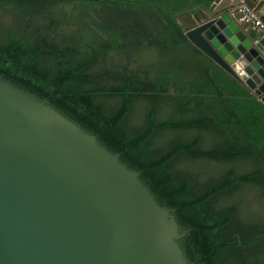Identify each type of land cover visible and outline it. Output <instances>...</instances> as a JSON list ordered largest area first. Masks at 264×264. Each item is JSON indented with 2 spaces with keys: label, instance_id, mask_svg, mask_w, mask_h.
<instances>
[{
  "label": "trees",
  "instance_id": "16d2710c",
  "mask_svg": "<svg viewBox=\"0 0 264 264\" xmlns=\"http://www.w3.org/2000/svg\"><path fill=\"white\" fill-rule=\"evenodd\" d=\"M219 0H0V80L174 218L187 264H264V104L185 33Z\"/></svg>",
  "mask_w": 264,
  "mask_h": 264
},
{
  "label": "water",
  "instance_id": "95a60500",
  "mask_svg": "<svg viewBox=\"0 0 264 264\" xmlns=\"http://www.w3.org/2000/svg\"><path fill=\"white\" fill-rule=\"evenodd\" d=\"M256 1L219 0L185 36L264 104V32L230 13ZM184 235L117 155L0 80V264H187Z\"/></svg>",
  "mask_w": 264,
  "mask_h": 264
},
{
  "label": "built area",
  "instance_id": "2783aa9c",
  "mask_svg": "<svg viewBox=\"0 0 264 264\" xmlns=\"http://www.w3.org/2000/svg\"><path fill=\"white\" fill-rule=\"evenodd\" d=\"M230 13L235 16L238 23L249 25L252 28L258 29L260 32H264V26L257 13L245 4L241 2L235 3Z\"/></svg>",
  "mask_w": 264,
  "mask_h": 264
},
{
  "label": "crops",
  "instance_id": "0c3cea01",
  "mask_svg": "<svg viewBox=\"0 0 264 264\" xmlns=\"http://www.w3.org/2000/svg\"><path fill=\"white\" fill-rule=\"evenodd\" d=\"M223 2H226V0H223ZM257 3L258 2H262L261 3V6L259 7V9L256 11L257 15L259 16V18L261 17H264V0H257L256 1ZM241 29L244 33L246 34H251V33H255L258 31V29L256 28H252L251 26L249 25H243L241 24Z\"/></svg>",
  "mask_w": 264,
  "mask_h": 264
}]
</instances>
